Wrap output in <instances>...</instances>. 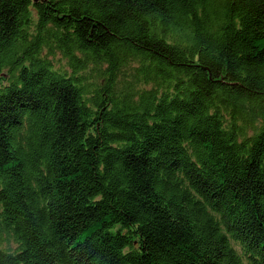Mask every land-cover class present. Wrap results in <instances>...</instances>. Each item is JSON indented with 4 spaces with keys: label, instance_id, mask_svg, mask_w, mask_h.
Instances as JSON below:
<instances>
[{
    "label": "trees",
    "instance_id": "16d2710c",
    "mask_svg": "<svg viewBox=\"0 0 264 264\" xmlns=\"http://www.w3.org/2000/svg\"><path fill=\"white\" fill-rule=\"evenodd\" d=\"M0 264H264V0H0Z\"/></svg>",
    "mask_w": 264,
    "mask_h": 264
},
{
    "label": "rangeland",
    "instance_id": "374dc122",
    "mask_svg": "<svg viewBox=\"0 0 264 264\" xmlns=\"http://www.w3.org/2000/svg\"><path fill=\"white\" fill-rule=\"evenodd\" d=\"M0 81H1V79H0Z\"/></svg>",
    "mask_w": 264,
    "mask_h": 264
},
{
    "label": "water",
    "instance_id": "95a60500",
    "mask_svg": "<svg viewBox=\"0 0 264 264\" xmlns=\"http://www.w3.org/2000/svg\"><path fill=\"white\" fill-rule=\"evenodd\" d=\"M35 1H37V0H35Z\"/></svg>",
    "mask_w": 264,
    "mask_h": 264
}]
</instances>
